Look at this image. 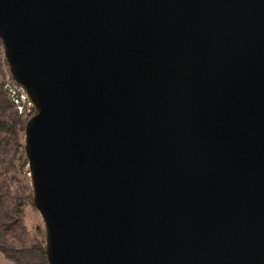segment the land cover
<instances>
[{
  "label": "water",
  "instance_id": "obj_1",
  "mask_svg": "<svg viewBox=\"0 0 264 264\" xmlns=\"http://www.w3.org/2000/svg\"><path fill=\"white\" fill-rule=\"evenodd\" d=\"M49 264H264V0H0Z\"/></svg>",
  "mask_w": 264,
  "mask_h": 264
},
{
  "label": "trees",
  "instance_id": "obj_2",
  "mask_svg": "<svg viewBox=\"0 0 264 264\" xmlns=\"http://www.w3.org/2000/svg\"><path fill=\"white\" fill-rule=\"evenodd\" d=\"M2 49L0 40V252L14 264H49L45 232L43 237L33 232L23 212L33 206L30 172L23 175L28 168L25 127L32 115L21 116L4 89L13 79Z\"/></svg>",
  "mask_w": 264,
  "mask_h": 264
},
{
  "label": "built area",
  "instance_id": "obj_3",
  "mask_svg": "<svg viewBox=\"0 0 264 264\" xmlns=\"http://www.w3.org/2000/svg\"><path fill=\"white\" fill-rule=\"evenodd\" d=\"M5 56V55H4ZM4 89L6 90L16 111L24 117L34 114V108L31 104L25 89L14 80L8 81Z\"/></svg>",
  "mask_w": 264,
  "mask_h": 264
},
{
  "label": "rangeland",
  "instance_id": "obj_4",
  "mask_svg": "<svg viewBox=\"0 0 264 264\" xmlns=\"http://www.w3.org/2000/svg\"><path fill=\"white\" fill-rule=\"evenodd\" d=\"M2 52H3L2 56H4L3 49ZM3 68L4 71L7 72L6 67L4 66ZM27 171H29V167L23 170V175L27 174ZM23 212H24L25 220L29 225L30 229L33 232L38 233L40 237H43V234L45 232V224L40 213L33 206L30 205L25 206ZM44 239H45V234H44Z\"/></svg>",
  "mask_w": 264,
  "mask_h": 264
},
{
  "label": "crops",
  "instance_id": "obj_5",
  "mask_svg": "<svg viewBox=\"0 0 264 264\" xmlns=\"http://www.w3.org/2000/svg\"><path fill=\"white\" fill-rule=\"evenodd\" d=\"M0 264H14L11 260L7 259L1 252H0Z\"/></svg>",
  "mask_w": 264,
  "mask_h": 264
}]
</instances>
